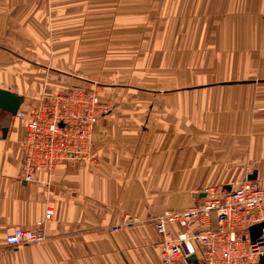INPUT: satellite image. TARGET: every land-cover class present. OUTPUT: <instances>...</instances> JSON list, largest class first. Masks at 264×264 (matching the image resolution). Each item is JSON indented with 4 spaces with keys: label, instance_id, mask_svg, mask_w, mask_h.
I'll return each mask as SVG.
<instances>
[{
    "label": "crops",
    "instance_id": "1",
    "mask_svg": "<svg viewBox=\"0 0 264 264\" xmlns=\"http://www.w3.org/2000/svg\"><path fill=\"white\" fill-rule=\"evenodd\" d=\"M0 27V87L23 109L97 86L112 106L91 161L30 181L26 122L0 108V264H160L155 215L264 187V0H0ZM49 205L47 241L6 243Z\"/></svg>",
    "mask_w": 264,
    "mask_h": 264
},
{
    "label": "built area",
    "instance_id": "2",
    "mask_svg": "<svg viewBox=\"0 0 264 264\" xmlns=\"http://www.w3.org/2000/svg\"><path fill=\"white\" fill-rule=\"evenodd\" d=\"M106 108L97 89L80 87L44 95L30 110L20 107L16 114L26 122L23 179L34 180L62 161H91L93 134ZM202 193L187 209L153 217L162 234L160 264H256L264 253V227L256 240L249 227L264 222V187L245 178L236 187L206 186ZM54 211L49 205L34 228L16 227L6 243L16 248L47 241Z\"/></svg>",
    "mask_w": 264,
    "mask_h": 264
},
{
    "label": "water",
    "instance_id": "3",
    "mask_svg": "<svg viewBox=\"0 0 264 264\" xmlns=\"http://www.w3.org/2000/svg\"><path fill=\"white\" fill-rule=\"evenodd\" d=\"M24 97L21 94L11 91L7 88L0 87V108L8 112L16 114L21 105L23 104ZM7 133V128H3V135ZM255 174L249 176V178H254ZM264 227V222L253 224L249 227L252 240H256L262 233V228ZM196 256L192 255L188 259H195ZM256 264H264V253L260 256Z\"/></svg>",
    "mask_w": 264,
    "mask_h": 264
},
{
    "label": "rangeland",
    "instance_id": "4",
    "mask_svg": "<svg viewBox=\"0 0 264 264\" xmlns=\"http://www.w3.org/2000/svg\"><path fill=\"white\" fill-rule=\"evenodd\" d=\"M1 33L3 34L4 32H3V27H0V41H1V39H3V35H1ZM43 75H45V73L43 74ZM44 82H46V79H44L43 80ZM94 89H97L98 91H99V94H100V92H101V90L98 88V86L97 87H95ZM57 91L55 90H53V91H47V92H44V93H42V95L40 96V100H39V102L37 103V105H39L40 104V102H41V100L43 99V97H44V95H51V94H54V93H56ZM59 92V91H58ZM100 100L102 101V103L107 107L106 108V111L105 112H103L102 113V115H104V114H106L110 109H111V104L109 103V102H106L105 100H103L102 99V97H101V94H100ZM263 106V105H262ZM101 115V116H102ZM128 223H132V220L131 219H129L128 220ZM118 227V226H117ZM117 227H115V228H117ZM159 260H160V256H159Z\"/></svg>",
    "mask_w": 264,
    "mask_h": 264
}]
</instances>
